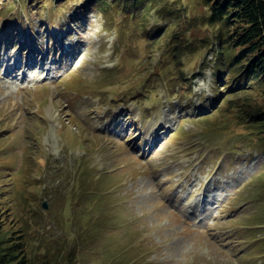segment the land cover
I'll list each match as a JSON object with an SVG mask.
<instances>
[{
    "label": "rangeland",
    "instance_id": "rangeland-1",
    "mask_svg": "<svg viewBox=\"0 0 264 264\" xmlns=\"http://www.w3.org/2000/svg\"><path fill=\"white\" fill-rule=\"evenodd\" d=\"M86 3L0 0V240L30 264H264V86L217 82L202 0Z\"/></svg>",
    "mask_w": 264,
    "mask_h": 264
},
{
    "label": "trees",
    "instance_id": "trees-1",
    "mask_svg": "<svg viewBox=\"0 0 264 264\" xmlns=\"http://www.w3.org/2000/svg\"><path fill=\"white\" fill-rule=\"evenodd\" d=\"M86 1V4L81 5L82 8L86 5L94 6L99 3L98 6L101 4V7L105 10L106 8L118 6L121 0L108 2L107 0ZM147 1L152 2L153 0H123L125 6L128 5V7L137 9ZM202 2L208 11L206 22L216 28L211 49L213 48V54L215 55L217 82H220L221 78L226 76L230 82L225 86V89L231 90L234 84L237 88L233 90L263 87L264 0H202ZM8 3L12 8L19 5L23 10L25 9L28 18L31 20L36 13L34 7L37 5L50 4L51 9L48 11L50 15L70 10L76 12L79 6L76 4L78 0H8ZM41 9L43 13L44 11L47 13L46 9ZM146 9H144V12L147 11ZM135 10L131 11L133 15L136 13ZM30 23L33 25L34 22L30 21ZM160 28L164 29V27ZM55 49L53 47L50 50ZM247 117L250 127L255 133L259 134L263 142L261 147L264 150V109L249 110ZM0 264H30L25 243L21 238L16 242L10 239L0 240Z\"/></svg>",
    "mask_w": 264,
    "mask_h": 264
}]
</instances>
